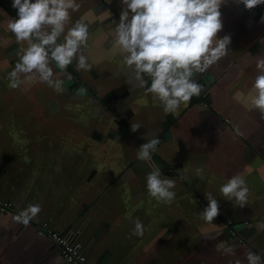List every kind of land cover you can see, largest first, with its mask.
I'll return each instance as SVG.
<instances>
[{
	"label": "crops",
	"instance_id": "1",
	"mask_svg": "<svg viewBox=\"0 0 264 264\" xmlns=\"http://www.w3.org/2000/svg\"><path fill=\"white\" fill-rule=\"evenodd\" d=\"M121 9L120 0H80L68 26L89 24L83 51L91 68L78 69L75 59L59 72L50 64L53 79L63 80L60 91L23 73L12 88L8 73L27 41L8 29L16 9L0 0V201L20 212L41 206L29 224L0 214V264H67L38 234L42 224L75 234L91 264H235L249 250L264 254V113L252 104L255 58L264 55L262 15L224 0L218 35L231 36L230 50L194 73L199 95L165 113L113 43ZM131 121L141 124L136 132ZM154 135L160 143L150 160L137 159ZM153 168L175 181L171 202L148 194ZM234 175L249 188L243 207L219 191ZM205 192L219 201L213 221L199 215ZM137 218L140 236L132 232Z\"/></svg>",
	"mask_w": 264,
	"mask_h": 264
},
{
	"label": "clouds",
	"instance_id": "2",
	"mask_svg": "<svg viewBox=\"0 0 264 264\" xmlns=\"http://www.w3.org/2000/svg\"><path fill=\"white\" fill-rule=\"evenodd\" d=\"M238 2L247 9L264 4V0ZM120 3L119 21L111 29L113 43L125 53V64L133 69L139 86L147 85L146 91L160 101L163 111L174 113L182 103L201 93L202 85L194 73L207 70L230 50L231 36L218 35L224 0H120ZM11 6L16 9V16L8 19L7 27L18 42L27 41L8 73L12 88L21 85L23 73L60 91L63 80L53 79L50 64L59 72L75 59L78 69L91 68L83 51L90 34L89 24L77 19L68 26L70 13L79 9L80 0H11ZM261 21L264 22V16ZM255 65L258 72L252 104L264 113V55L255 58ZM140 127V123L131 121V132ZM159 143L155 135L146 139L137 149V159L150 160ZM145 179L151 197L164 202L175 198V181L164 177L160 169L153 168ZM219 191L243 207L249 188L244 179L234 175L220 185ZM205 198L207 205L199 215L205 221H213L220 211L219 201L212 192H205ZM40 210L39 204H30L14 219L27 224ZM143 231L144 225L137 218L132 232L140 236ZM228 253L235 255L232 247ZM235 264H264V254L249 250L243 260L236 257Z\"/></svg>",
	"mask_w": 264,
	"mask_h": 264
},
{
	"label": "built area",
	"instance_id": "3",
	"mask_svg": "<svg viewBox=\"0 0 264 264\" xmlns=\"http://www.w3.org/2000/svg\"><path fill=\"white\" fill-rule=\"evenodd\" d=\"M253 9L264 16V5H257ZM21 212L16 208L12 202L0 201V214H9L13 217L19 216ZM32 219L29 220V224ZM228 223V222H227ZM225 223L228 232L232 237H236L238 233L233 230L232 224L229 222ZM38 234L43 237L49 238L56 246H58L60 251V256L64 262L67 264H91L88 261L86 254L75 242V234L71 233H60L53 231L49 228L48 224H42L38 227ZM238 240L242 243L243 240Z\"/></svg>",
	"mask_w": 264,
	"mask_h": 264
},
{
	"label": "rangeland",
	"instance_id": "4",
	"mask_svg": "<svg viewBox=\"0 0 264 264\" xmlns=\"http://www.w3.org/2000/svg\"><path fill=\"white\" fill-rule=\"evenodd\" d=\"M23 48H24V47L21 48V53H22V49H23Z\"/></svg>",
	"mask_w": 264,
	"mask_h": 264
},
{
	"label": "trees",
	"instance_id": "5",
	"mask_svg": "<svg viewBox=\"0 0 264 264\" xmlns=\"http://www.w3.org/2000/svg\"><path fill=\"white\" fill-rule=\"evenodd\" d=\"M224 223H226V222H224Z\"/></svg>",
	"mask_w": 264,
	"mask_h": 264
},
{
	"label": "water",
	"instance_id": "6",
	"mask_svg": "<svg viewBox=\"0 0 264 264\" xmlns=\"http://www.w3.org/2000/svg\"><path fill=\"white\" fill-rule=\"evenodd\" d=\"M264 5V4H263Z\"/></svg>",
	"mask_w": 264,
	"mask_h": 264
}]
</instances>
